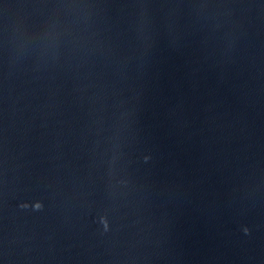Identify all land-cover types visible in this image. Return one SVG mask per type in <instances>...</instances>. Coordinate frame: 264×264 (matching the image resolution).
Instances as JSON below:
<instances>
[{"label":"water","instance_id":"obj_1","mask_svg":"<svg viewBox=\"0 0 264 264\" xmlns=\"http://www.w3.org/2000/svg\"><path fill=\"white\" fill-rule=\"evenodd\" d=\"M0 264H264V0H0Z\"/></svg>","mask_w":264,"mask_h":264}]
</instances>
